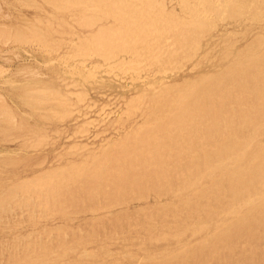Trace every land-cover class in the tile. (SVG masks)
Wrapping results in <instances>:
<instances>
[{
    "label": "rangeland",
    "instance_id": "rangeland-1",
    "mask_svg": "<svg viewBox=\"0 0 264 264\" xmlns=\"http://www.w3.org/2000/svg\"><path fill=\"white\" fill-rule=\"evenodd\" d=\"M104 3H105V1H102V5H100L99 7L103 8ZM54 5H53V3H50V1H48V0H0V115H1L0 116V219L2 218L0 220V260H1L0 264H10V262H11V264H44V262L46 264H49V263L50 264H62V263H64V264H76V263L77 264H130V263L131 264H221V263L226 264V262L228 264H264V218L262 216H260L261 213H259V211L258 212L256 211L255 212L256 214L254 213L252 215V217H253L252 225H248V224L246 225L244 223L243 224L239 223L238 227H235V225H233V226H231L229 231H223L222 232V230H221L218 233H212V232H207V231L205 232L203 230H197L199 224L203 223V221H207L206 223H209L210 220L211 221L214 220V218L217 216V214L224 207H227L226 206L227 204H225V203L230 198H232L231 193H232V190L234 189V187L230 186L228 188V190L225 189V190H227V194L225 193L224 195L219 196V197L213 195L210 192L213 183L216 180H218V175L220 177L222 175V172H224V171L220 170L219 166H214V164H216V163L209 164L210 163L209 158H211L212 156L216 157L217 155H219L220 157H221V155H222V157L226 156L228 153L231 152L232 149L234 150L237 147V145L239 146L240 142H242L244 140H245L244 142L247 143V141L250 142L253 139H264V124L261 125L257 121L259 123V126H258V124H256V123L251 124L250 121L249 122L246 121V120L251 119V118L253 120H257L258 116H260L259 115L260 110H258V107H257V104H258L257 98H255L257 96L256 90L257 89L259 90V87L256 88V86H257L256 83H258V81H253V82H256L253 84V85H255V87L251 88L248 86V90H247L248 93L243 92V94H241V90L237 86H235V81H236V79H238L237 76L235 75L236 71L231 70L230 72L229 71L226 72V69H222V68H225L227 64H229L228 61L232 59V57L234 56L233 54L237 49L244 48L245 45L250 42V31H252L253 29H256L255 28L256 26L262 27L264 24H262V22L257 21L255 23H253L251 26L245 27V29H247V30H244V31L242 30V33L238 34L237 36L228 37L226 39V43L229 45L236 43V45L233 44L234 49L231 50V48H230V51L227 52L224 56H222L218 51L212 49L213 45H214L213 41L217 40L218 38L214 35L212 37H210V35H212L211 31L203 33L197 41H193V40L190 41L189 40L188 43L186 41L184 45H180L179 42L174 39V41H175V43L173 44L174 52H171L172 54H169V57L167 55H164L165 57H163V56L161 57V58H163V60H162L163 65L161 63L153 62V64L151 63V64L146 66L148 68L144 67L145 70L142 68V69L134 72V73H138V75H136V74L132 75V76L128 75V77L125 75L126 78H129V79L131 78L130 80L132 81V82L131 81L126 82L125 80H120L121 77L124 76L122 71L128 72V70H130L131 72H133L131 70L132 69L131 66H129L130 67L129 69L126 68L127 71H125V69H120L117 72L116 77L112 76V75H114V73L113 74L111 73L110 76L106 75L105 73L103 74L100 71L103 69H98L97 67H95L97 64V61L98 62L101 61L102 55H108V54L114 53L118 48H122V46H123L122 43L116 42V44L115 43L113 44V47L115 50L114 49L112 50V48L110 46H108L107 44L99 43V41H97V39L99 37L96 36L97 39L96 38L92 39L90 37L94 34L95 29L97 30L98 26L102 24L103 18L99 17V14H102V13L98 14V13H95L92 11V12H90L91 13L90 17L87 18V20H85V22H83V24H81V26L79 24H77L75 26L73 23V20H72V16H74V14L77 13L78 11H82L83 7L86 4L83 3L82 5H80L78 7H76L75 4H71V2H68L67 6H65V7H62L61 3L56 4V6H54ZM54 7L59 8V11L55 10ZM72 10H74V11L72 12ZM70 18H71V20H70ZM90 23H91V25L95 24L96 26L90 27ZM89 32L92 35H89L90 34ZM21 33H23L24 35ZM71 33H74L75 37L76 36L78 37L79 35L81 36L80 40L77 42L76 46L73 49H71V47H68L67 41H66L67 39H69V36H71ZM87 34L89 36L88 37L86 36L84 38L83 35H87ZM181 34H183V33H181ZM25 35H26V37H28V39L25 37ZM184 35L185 34H183V37H184ZM31 37H32L33 43H31L32 40L29 41V39H31ZM34 37H36V38H34ZM87 38H89V39H87ZM94 39H96V40H94ZM93 40L96 43L95 44L94 43L89 44L90 41L94 42ZM172 42H173V40H172ZM183 42H184V40H183ZM97 43L99 46L97 45ZM91 45H92V49H90ZM130 45L133 46V43L132 44L130 43ZM95 46L96 47L98 46V47L96 48ZM79 47H80V49H79ZM99 47L101 49H103V51H101V49ZM103 47H105V48H103ZM134 47H137V45H135ZM107 48L109 50H107ZM47 49H49V50L52 49V50L48 52ZM176 49H177V52H176ZM94 50H95V52H94ZM105 50L108 54L105 53ZM123 50L125 51V49H123ZM59 52L61 54L63 53V55H61ZM69 52H71V53H69ZM143 52L145 53L144 47H143V50L139 51V54L144 55ZM89 53L90 54L94 53L93 55L96 54L95 55L96 57L93 58L92 57L93 55H92L90 57L91 61L89 60L88 62L85 63L87 67H84V66L81 67L78 62H80L83 59L86 60V57L89 58V56H88ZM173 53H175V54H173ZM176 54H177V56H175ZM58 55H60V56H58ZM174 56H175V58H174ZM49 57L53 61H51V59ZM34 59H36V60H34ZM48 59H49V61H48ZM159 59L157 58V60H159ZM172 59H173V61H172ZM175 60H176V62H175ZM73 61L74 62L76 61L77 63L76 62L74 63ZM63 62H65V64ZM90 63H93L95 66L92 67L90 65ZM173 64H175V65H173ZM174 66H176V68ZM253 66H254L253 61L250 63L247 62V64L243 68L244 74L240 75L241 79H247L249 76H252V74L254 73V72L252 73ZM164 67H165V69H164ZM212 67H217L219 69V71H212L211 70ZM95 68L98 69L99 71L97 72V70H94ZM166 68H168V69H166ZM177 70H179V71H177ZM222 70H225V71H222ZM209 71H211L210 75H209L210 78H207V77L204 78L205 75ZM41 75H44V76H41ZM155 75H157V76H155ZM138 76L140 78H138ZM24 77H26L27 79L26 78L24 79ZM133 78H136V80H134ZM157 78L159 80H160V78L161 79L165 78V80L170 82L171 84L173 82L179 81V82L173 83V85L177 84L174 86V89L172 86H170L171 90L172 89L175 90V88L178 89L179 85H180L179 86V88H180L182 86L183 82L186 80H190V79L197 80V78L198 79L200 78V80L195 81L194 83H196V84H192V88H193V89H191L192 95L190 94L191 91H189L187 93L189 95H187V94L183 95L184 98L182 99L181 103L178 105L175 104L174 102L170 103V104L166 103V101L168 100L167 96H165L166 98H164V99L161 98V104L165 105V108L167 107L166 112L168 114H166V116H169L168 121L167 120L164 121L161 118L162 113H160L161 112L160 107L157 105V102L154 101L153 99H149L150 97L146 98V96H145V102H146V107H147V108H145V116L148 117V121H146V124L147 125L149 124L148 125L149 132H146V131L145 132L144 131L138 132V131H136V129L141 125L140 124V119H141L140 117H142V111H143L142 108H144V107H141V110H139V109L135 110V112H134V110L129 111L126 108L124 109V106H119V107H121L122 110L125 112L121 111V108H119L118 106H111L108 108V102L109 103L111 102L109 97H112V98L117 97V99L119 101H124V100L128 101L131 98V95H133L135 93V90H136V92L137 91H139V92L143 91L144 88H143L142 83H141L142 79H147V80L154 79L158 82L159 80ZM254 78L257 79L256 77H254ZM62 79H64V80H62ZM107 79L109 82L107 81ZM133 80H134V82H133ZM7 81L10 83H7ZM50 81H52V82H50ZM45 82H47V83H45ZM57 82H58V84H57ZM63 82H65V83H63ZM68 82H69V84H67ZM89 82H90V84H89ZM157 82L156 83L154 82L152 84H157ZM51 83H53V86ZM214 83H216L217 86ZM220 83H221V85H220ZM36 84H38V85H36ZM54 84H55V86H54ZM72 84L75 85V87ZM76 84H78L79 86L77 85V87H76ZM82 84L85 88L82 86ZM41 85H43V86H41ZM56 85H57V87H56ZM61 85H62V88H61ZM214 85H215V87H214ZM219 85L221 87L220 88L221 90L219 89ZM45 86H47V88H49V89L45 88ZM206 86L211 88L210 91H209V88ZM222 86L224 88H229V90H231V93L236 97L233 96L231 98V97H229L230 94L225 96V94L222 92L223 91ZM51 87L52 88L56 87L57 88V89L55 88L56 91H54V89H52ZM58 88H60V89H58ZM214 88H218V89H214ZM44 89L47 91L45 92ZM50 89H51V94L53 97L51 96L50 92H48V91H50ZM63 89L67 92L65 93V91ZM207 89H208V93H207ZM57 90H58V92H57ZM80 90H82V91H80ZM86 90H87V92H85ZM179 90H181V89H179ZM203 90L206 91L205 95L202 92ZM216 90H217V94L215 92ZM219 90H220V93H219ZM63 91H64V93H63ZM252 91H254V93ZM35 92H36L37 96H36ZM53 92H55L56 94L55 93L53 94ZM221 92L223 93V95ZM249 92L253 93V94H249ZM30 93H33V94L31 95ZM183 93H184V91L182 90V94ZM197 93H200V94H197ZM59 94L61 96H59ZM65 94H67V96ZM212 94H214V95H212ZM40 95L43 97H41ZM56 95L59 96L58 100L56 97H54ZM218 95L220 96V98ZM27 96H29V97H27ZM44 96H45V98H44ZM193 96H194V98H193ZM215 96H217V97H215ZM239 96H240V98H239ZM60 97L63 99L62 101L60 100L61 99ZM107 97H108V99H107ZM222 97H224L225 100ZM228 97H229V101H228ZM36 98H38L39 100ZM42 98L46 100V104ZM66 98L68 100H66ZM40 99L43 102L39 104L38 101H40ZM47 99H49V101H47ZM53 99H55V100H53ZM165 99H167V100L164 101ZM186 99H188V100H186ZM254 99H256L255 101L257 102V104L254 102ZM36 100H38V101H36ZM56 100L58 101V103H56L57 102ZM206 100H207V102H206ZM53 101H56V102L53 103ZM74 101L76 102L75 104H74ZM152 101H153V105H152ZM37 102L40 106L36 105ZM49 102H50V104L47 105V103H49ZM59 102H62L61 105ZM233 102H235L239 107L235 103L233 104ZM26 103H28V104L26 105ZM63 103H65L68 108L65 105H62ZM191 103L193 105L195 104L194 106H196V108L199 110V112L194 116H192L189 112V110L192 106ZM53 104H54V106H53ZM102 104L104 105V107ZM150 104H151V106H150ZM212 104H213V108H212L213 113H208L207 112L208 105H212ZM220 104H222V105L224 104V106H222ZM57 105L60 106V108H58V107L55 108V106H57ZM86 105H88V106H86ZM106 105H107V107H105ZM49 106L52 107V109ZM63 107L65 110L63 109ZM84 107H88V108L85 109ZM34 108H35V110H33ZM102 108H104V109H102ZM155 108H157V109L154 110ZM226 108H228V109H226ZM236 108H237V110L240 109V110L246 111V119H245V117H241V116L237 115ZM69 109H71V110H69ZM225 109H226V111L223 112ZM61 110L64 111L65 113L62 112ZM73 110H75V111H73ZM101 110H102V112H101ZM146 110H147V112H146ZM178 110H180V112ZM204 110H205V112H204ZM218 110H220V111H218ZM47 111H48V113H47ZM139 111H141V112H139ZM249 111H250V113H249ZM110 112H111V114H110ZM215 112H216V114H215ZM218 112L220 113V115ZM56 113L58 114L57 116H55ZM126 113H128V114H126ZM133 113L136 114L137 116L134 115ZM228 113L231 116H229ZM63 114H65V116ZM129 114L131 115V117ZM132 114L134 116H132ZM176 114H178V116L183 117V118L180 117L181 118L180 122H177V120H175L178 117ZM207 114H210V115L207 116ZM103 115H105V116H103ZM48 116H50V117H48ZM51 116H54L55 119H54V117H51ZM59 116H60V119H59ZM75 116H78L79 118L75 117ZM80 116H81V118H80ZM126 116L128 117V119ZM47 118L48 119L50 118V119L48 120ZM51 118H53V119H51ZM223 118H225V119L230 118L231 125H229L230 124L229 122L227 123V122L222 121ZM44 119H46L47 121ZM149 119H151V120H149ZM170 119L173 121H171ZM197 119H199V120L196 121ZM213 119H215L216 121ZM55 120H57V121H55ZM157 120H161V121H157ZM201 120H203V121H201ZM33 121L35 123H33ZM97 121L100 123H97ZM166 121H167V123L168 122L169 123L167 124ZM170 121H171V123H170ZM207 122H208V124H207ZM218 122H220V123H218ZM132 123H134V124H132ZM165 123H166V125H165ZM174 123L176 125H174ZM186 123H188V124H186ZM245 123L247 124V126H244ZM249 123H250V125H249ZM115 124L116 125H118V124L127 125V127L132 129L133 133L130 130L129 134L120 135V133L116 129H114ZM137 124H140V125L138 126ZM177 124H178V126H177ZM198 124L200 125V127ZM210 124H212V125H210ZM219 124H220V126H219ZM43 125L45 128L43 127ZM82 125H84V126L82 127ZM193 125H194V127H193ZM233 125L235 127H238V126L243 127V129L241 128L242 131H240V133L238 134V131L235 132L236 128ZM189 126L191 127V129ZM210 126H211V129L214 130L215 133L213 131H211ZM106 127H107V129H106ZM160 127H162V129ZM227 127H228V129H227ZM78 128H79V130H78ZM251 128L254 129L253 133H252V130H250ZM255 128L257 129V131H255L256 130ZM62 129H64V130H62ZM153 129H155L156 132L153 131ZM172 129H174V130L172 131ZM31 130H33L34 132ZM68 130H69V132L67 133ZM71 130H72V132H71ZM178 130H180L181 132ZM219 130L221 132H219ZM38 131H39V133H38ZM228 131H229V134H228ZM45 132H47L46 136H45ZM55 132H56V134H55ZM231 132H233V133H231ZM256 132H257V134H256ZM48 133H49V135H48ZM76 133H77V135H76ZM151 133H154L156 135V139L150 140L148 142H159L160 141V144H161L163 142H181L182 141V142H184L183 143L184 149H187L186 147H189V148L191 147V152H192L193 156L190 159L185 160V157H184L185 155L177 156L175 154V151H172L169 154L167 153L168 158H170V157L171 158L164 161V165H163L164 167L160 170V172H159L160 174H158L156 176V174L153 172V165L156 162H154L155 160L151 156L152 154L149 152L150 150H156V148H154L155 144L152 145L153 149L152 148L146 149L145 147H147V146L143 145L144 148L143 147L142 148L144 149L143 150L144 154L141 152L140 157L144 156V162H142L140 164H138L137 162H130L129 164L131 166L129 164H124L123 158L125 156L131 155L129 153L131 151H134L136 143L137 142H144L143 139H145L147 137V135L151 134ZM174 133L175 134L178 133V134H176L177 136ZM207 133L210 135L208 136ZM12 134H14V135H12ZM87 134H89V135H87ZM118 134L120 137L118 136ZM38 135L40 138L37 137ZM144 135H146V136H144ZM237 135H241V138L238 139L236 137ZM41 136H43L42 137L43 139L41 138ZM57 136H59V137H57ZM76 136L80 139V141L82 139L85 141L86 136H89L92 139L90 141H88V142H90L89 144H86L85 146L81 147V149H80L74 143L78 139V138H76ZM93 136H95V137H93ZM159 136H160V138H159ZM231 136L233 139L231 138ZM125 137H127V138H125ZM175 137H176V139H174ZM179 137H180V139H179ZM185 137L187 138L188 142H187ZM216 137H218V138H216ZM37 138H39V139H37ZM109 138L112 140L114 139V140L113 141L109 140ZM198 138H199V140H198ZM223 138H225L226 142L223 141L224 140ZM29 139H31V140H29ZM34 139L35 140L37 139L36 140L37 142L36 141L34 142L33 141ZM44 139H46V140H44ZM51 139L54 141L51 142ZM161 139H163V140L161 141ZM217 139L219 140V142ZM39 140H40V142L43 141V142H46L47 144L43 143V142L38 143ZM175 140H177V141H175ZM210 140H211V142H210ZM117 141L121 144H119ZM200 141H201V143L202 142H210V143H207L208 147L206 146L207 149H205V150H208V152L206 151L207 154L209 153L208 155H204V154L201 155V153L204 150L203 151L201 150ZM214 141H215V143H214ZM232 141H233V143H232ZM32 142L34 145L31 144ZM48 142H49V144H48ZM72 142H73V144H72ZM101 142H102V144H101ZM112 142H114V143H112ZM222 142H225V143L222 144ZM50 143L52 144V146L50 145ZM227 143H228V145H227ZM39 145H40V147H39ZM61 145H63V146H61ZM90 145H91V147H89ZM234 145H236V146H234ZM34 146H35L36 150H35ZM70 146H72V147H70ZM104 146H105V148H104ZM172 146H173V144L171 145V147ZM197 147H199V148H197ZM214 147H216V148H214ZM106 149L108 151L110 149V151L112 150L113 152L109 151V153H110L109 154ZM197 149H199V150L195 151ZM253 150L255 151L256 148H253ZM79 151H81V152H79ZM220 151H222V152H220ZM78 152L81 154L79 155ZM194 152L199 153V154H197V157H195ZM218 152H219V154H218ZM62 154L64 157L61 156ZM111 154H112V156H111ZM167 154H166V156H167ZM49 155H50V157H49ZM91 155H92V158H91ZM101 155H104V156L102 157ZM107 156H108V158H107ZM57 157L58 158L61 157V159H58ZM62 157L64 160H62ZM121 157H123V158H121ZM41 159H43V160H41ZM54 159L55 160L58 159V160L55 161ZM73 159H75V160H73ZM107 159H109V160H107ZM175 159L177 162L175 161ZM181 159H182V161H181ZM204 159H206V160H204ZM207 159H209V160L207 161ZM60 160H61V162H59ZM110 160H112L113 163ZM116 160H117V163H116ZM68 161H70L71 164ZM119 161H120V163H119ZM76 162H77V164H76ZM102 162H103V164H102ZM187 162H188V164H187ZM191 162H194V165ZM200 162H202V163H200ZM41 163H43V164H41ZM60 163H62V165H60ZM64 163H66V164L63 165ZM94 163L96 164L95 166H93ZM111 163H112V165L110 166V168H108L109 167L108 165H110ZM204 163H206V164H204ZM147 164H149V165H147ZM217 164H219V163H217ZM58 165H59V167H57ZM80 165L82 166L81 168L79 167ZM205 165L206 166L210 165L209 167H211L213 165L214 168L211 169L210 175L207 178L202 177L200 179L201 175H199V174L202 173V169H204V167H206ZM71 166H73V167H71ZM98 166H100V169ZM169 166H170V168H169ZM194 166H195V168H194ZM52 167H54V168H52ZM65 167H69V169L70 168L71 169L66 170ZM90 167H92V168H90ZM62 169H64V170L62 171ZM114 170H116V171H114ZM199 170H201L200 173H199ZM73 171H75V172H73ZM120 171H123V172H121L122 174L120 173ZM213 171H214V173H213ZM51 172H53L55 174H53ZM80 172L81 173L83 172V173L81 174ZM102 172L104 173V175ZM168 172H169V174L170 173L171 174L169 175ZM48 173L50 175H47ZM89 173L91 175H89ZM177 173H178V176H177ZM51 174L55 175L56 177L55 176L53 177ZM77 174H78V176H77ZM79 174H80V176H79ZM84 174L87 177L84 176ZM94 174L95 175L99 174L97 177L98 180ZM61 175H63V176H61ZM46 176L47 177L49 176L48 178H50V179H48ZM99 176H100V178H99ZM212 176L214 178L213 180H212ZM61 177H64L63 180H60V179H62ZM77 177H78V179H77ZM52 178L53 179L55 178V179L52 180ZM166 178H167V180H166ZM191 178H193V179H191ZM255 178H256L255 179L256 182H258L261 177L259 175V178H257V176ZM92 179H94V181ZM185 179H186V181H185ZM91 180L93 182H91ZM190 180L195 181L194 183H198L200 181L201 186L198 185L199 184L198 183L197 188L195 190L194 189L192 190V187L190 189L185 188V186L187 184H189L188 181H190ZM73 181H75V182H73ZM82 181H84V182H82ZM109 181H110V183H109ZM65 182H66V184H65ZM67 182L70 186L67 184ZM76 182H78V183H76ZM96 182H98V183H96ZM186 182H187V184H186ZM203 182H205V184ZM216 182H218V181H216ZM34 183L37 185L35 186ZM57 183H59V184H57ZM202 183H203V185H202ZM218 183L228 184L227 182H218ZM31 184H33V185L31 186ZM42 184H44V185H42ZM76 184H79V185H76ZM98 184L101 186L99 187ZM177 184L180 186H178ZM97 185H98V188L96 187ZM172 185L176 186V187H173ZM33 186H35V188ZM50 186H51V188H50ZM170 186H171V188H170ZM23 187H25V188H23ZM72 187H74V188H72ZM85 187H86V189H85ZM95 187H96V189H95ZM201 188H202V192H200ZM83 189H85V190L83 191ZM250 189L253 192L254 189L251 187L248 190H250ZM182 190L184 191V193ZM187 190H190V191L187 192ZM63 191H65V192H63ZM166 191L168 192V194ZM191 191H193V192H191ZM163 192H165V193H163ZM170 192H171V194H170ZM177 192H179V193H177ZM66 193H67L68 198L66 197ZM136 193H137V195H136ZM50 194H51V197H50ZM75 194H76V196H75ZM178 194H180L179 195L180 197H177ZM107 195H108V197H107ZM28 196H31V197H28ZM103 197H105V198H103ZM148 197H149V199H148ZM152 197H153V199H152ZM162 197H163V199H162ZM191 197H193V198H191ZM134 198H135V200H134ZM142 198H144V199L141 200ZM111 199H114V200L111 201ZM41 200H42V202H41ZM105 200H106V202H105ZM166 200H168V201H166ZM213 200H215V201H213ZM33 202H34V205H32ZM47 202H49V205ZM112 202H114V203L112 204ZM121 202L123 204H120ZM130 202H132V203H130ZM209 202L214 207L212 205L210 206ZM36 203H37V205H36ZM103 203H104V205H103ZM109 203H111V204H109ZM258 203L259 202H256V204H257L256 206L259 205L262 207V209H264L263 201H262L263 204L261 202H260V204H258ZM69 204H71V205H69ZM197 204H198V206H197ZM40 205H42V206H40ZM62 205H65V206H62ZM110 205H112V206H110ZM139 205H140V208H139ZM143 205H145V206H143ZM179 205H182V206H179ZM29 206H31L33 208H31ZM169 206H171V208H172L171 211H170L171 208H168ZM43 207H45V208H43ZM60 207H61V209H60ZM73 207H75V208H73ZM99 207H100V209H99ZM112 207H114V208H112ZM11 208H14V209L11 210ZM177 209H179V210H177ZM60 210H62V211H60ZM67 210H69V211H67ZM162 211L164 212L163 215L161 214ZM38 213L40 214L39 217H38ZM46 213H47V216H46ZM170 213H172V214H170ZM174 213H175V215H174ZM126 214L129 216H127ZM154 214H156V216ZM122 215L124 218L121 217ZM161 215H162V217L165 216L164 217L165 219L162 218ZM78 216H79V218H78ZM152 217H154V218H152ZM155 217H156V219H155ZM169 217H170V219H169ZM172 218H174V219H172ZM209 218H211V219H209ZM24 219H26V221ZM33 219H34V221L36 219L37 223H36V221L34 222ZM184 219H185V222H184ZM153 220H154V222H153ZM165 220H167V221H165ZM18 221L20 224L18 223ZM38 222H40V223H38ZM166 222L168 224H166ZM157 223H160V224H157ZM175 223H177L178 226ZM133 224H135V226ZM232 224H234V223H232ZM35 225H37V226H35ZM52 225H53V227H52ZM154 225H155V227H154ZM161 225H163V226H161ZM174 225L177 229L174 227ZM71 228H72V230H71ZM93 228H95V229H93ZM117 228H119V229H117ZM168 228L171 230H169ZM64 229H65V231H63ZM34 230H36V231H34ZM51 230H52V232H51ZM174 230H175V233L173 232ZM29 231H30V233H29ZM47 231H48V233H46ZM50 232H51V234H50ZM164 232H166V233H164ZM226 232H228V233H227L226 237L224 236L225 239L224 240H218V237L220 236V238H222L223 237L222 235H225ZM65 233H66V235H65ZM208 233H210V234H208ZM13 234H15V235H13ZM35 234H37V236ZM54 234H56L58 237ZM162 234L163 235L166 234V235L163 236ZM28 235H29V237H28ZM161 236H163V237H161ZM180 236L183 240L188 241L187 245H184L181 243L178 244V242L176 241V237H180ZM109 239H111V240L113 239V240L111 241ZM127 240L129 241V244H128ZM139 241H141V242L138 243ZM142 241H144V244ZM95 242H96V244H95ZM105 242H107V243H105ZM109 243H111V244H109ZM113 243H115V245ZM132 243H133V245H132ZM91 244H93V245H91ZM100 244H102V246L104 245V247H102ZM116 244H119L120 246L116 245ZM106 245H107V247H106ZM49 246H51V248ZM129 246H131V247L128 248ZM108 247H110L112 249H110ZM133 247H137V248H133ZM171 247H173V248H171ZM41 248H42V250H41ZM131 248H132V250H131ZM90 249L94 252H92ZM135 249H137V250H135ZM177 249H178V251H177ZM23 250L25 253L23 252ZM44 250H46V251L44 252ZM63 250H64V252H61ZM117 250H119V252ZM11 251H12V253H11ZM65 251L67 252V254H64V253H66ZM130 251L131 252L133 251V252L131 253ZM161 251H164V252H161ZM172 251L173 252L177 251L176 252L177 255H176V253H173ZM99 252H101V253L98 254ZM115 252L118 255H116ZM137 252H140V253L138 254ZM168 252H170V253H168ZM53 253L54 254L56 253L57 255L56 254L55 255L57 257L54 256ZM133 253H134V255H133ZM25 254L28 258L25 256ZM34 254H35V256H34ZM114 254H115V256H114ZM159 254H160V257L158 256ZM37 255H38V257H36ZM42 255L44 256V258ZM60 255H61V257H60ZM152 255H154V256H152ZM169 255H171L170 256L171 258L169 257ZM20 256L23 258L24 257H26V258L23 259ZM118 256L120 257V259ZM132 256H134V257L131 259L130 257H132ZM224 256H226V257H224ZM58 257H60V258H58ZM77 257H78V259H77ZM80 257L83 259V261H81ZM144 257H146V258H144ZM3 258L5 259V261ZM29 258L31 259V261H29L30 260ZM114 258H115V260H114ZM127 258H129V260ZM58 259H59V261H58ZM68 259H70V260H68ZM33 260H34V263H33ZM240 260H241V262H240ZM56 261H57V263H56ZM41 262H43V263H41Z\"/></svg>",
    "mask_w": 264,
    "mask_h": 264
},
{
    "label": "bare ground",
    "instance_id": "bare-ground-1",
    "mask_svg": "<svg viewBox=\"0 0 264 264\" xmlns=\"http://www.w3.org/2000/svg\"><path fill=\"white\" fill-rule=\"evenodd\" d=\"M48 1H50V3H53V5L54 6H56V4H58V3H61V5H62V7H65V6H67V4H68V2H71V4H75L76 5V7H78V6H80V5H82L83 3L84 4H86L84 7H83V9H82V11H78L77 13H75L74 14V16H72V20H73V23H74V25L76 26L77 24H79L80 26H81V24H83V22H85V20H87V18H89L90 17V15H91V13L90 12H95V13H102V14H99V17H102L103 18V22H102V24L101 25H99L98 26V28H97V30L95 29V32H94V34L92 35L90 32V34L89 35H92V36H90L92 39L93 38H96V36L97 37H99L98 39H97V41H99V43H103V44H107L108 46H110L111 48H112V50L114 49V47H113V44L115 43L116 44V42L118 43V42H120V43H122L123 44V46H122V48H118L114 53H111V54H108L107 52H106V50H105V53H107L108 55H102V59H101V61L100 62H98L97 61V64H96V66L93 64V63H90V65L92 66V67H97L98 69H103V70H100L103 74L105 73L106 75H111V73L113 74L114 73V75H112V76H117V72L120 70V69H125V71H127L126 70V68H130L129 66H131V70L133 71V72H131L130 70H128V72H123L122 71V73H123V75L124 76H122L121 77V79L120 80H125L126 82L127 81H131L129 78H126V76L128 77V75H138V73H134V72H136L137 70H140V69H144V67H146L147 65H149V64H153V62H155V63H161L162 64V60H163V58H161L162 56L163 57H165L164 55H167L168 57H169V54H172L171 52H174V48H173V44L175 43V41H174V39L176 40V41H178L179 42V44L180 45H184L185 44V42L187 41V43L189 42V40L190 41H197L198 39H199V37L203 34V33H205V32H208V31H211V33H212V35H210V37H212L213 35L214 36H216L218 39L217 40H214L213 41V48L212 49H214V50H216V51H218L222 56H224L227 52H229L230 51V48H231V50H233L234 48V45L233 44H235L236 45V43H233L232 45H229V44H227L226 43V39L228 38V37H232V36H237L238 34H240V33H242V30L244 31V30H247V29H245V27H249V26H251L253 23H255V22H257V21H259V22H262V24H264V0H48ZM102 1H105V3H104V5H103V8L102 7H99L100 5H102ZM54 9L55 10H57V11H59V8H55L54 7ZM44 11V10H43ZM74 10H72V12H73ZM97 17V16H96ZM70 20H71V18H70ZM84 20V21H83ZM88 25V24H87ZM91 26H96L95 24L94 25H91V23H90V27ZM255 26V25H254ZM256 29H253L252 31H250V42L248 43V44H246L245 45V47L244 48H240V49H237L235 52H234V56L232 57V59L231 60H229L228 61V63L229 64H227L226 65V67L225 68H222V69H226V72H230L231 70H235L236 72H235V75L237 76V78L238 79H236V81H235V86H237L240 90H241V94H243V92L244 93H248L247 92V90H248V86L249 87H251V88H253V87H255V85H253L254 83H256V82H253V81H258V83H256V88H258L259 87V90L257 89L256 90V93H257V96L255 97V98H257V102H258V104H257V102L255 101L256 99H254V102L257 104V107H258V110H260V116H258V119L257 120H253L252 118L251 119H248V120H246V121H250L251 122V124H253V123H256V124H258V126H259V123L262 125V124H264V25L261 27H259V26H256L255 27ZM90 29V28H89ZM93 31V30H92ZM24 33V32H23ZM23 33H21V34H23ZM181 33H183V34H185L184 35V37H183V34H181ZM83 35V37L85 38L86 36L88 37L89 35ZM24 35V34H23ZM31 35V34H30ZM24 37V36H23ZM25 37H26V35H25ZM80 35L77 37H75L74 36V33H71V36H69V39H67L66 41H67V45H68V47H71V49H73L75 46H76V44H77V42L80 40ZM27 39H28V37H26ZM34 38H36V37H34ZM87 39H89V38H87ZM96 39H94V40H96ZM188 39V40H187ZM30 40H32V37H31V39H29V41ZM93 40V41H94ZM172 40H173V42H172ZM183 40H184V42H183ZM225 40V41H224ZM27 41V40H26ZM48 41V40H47ZM86 41V40H85ZM31 43H33V40H32V42ZM88 43V42H87ZM95 44L96 42L94 41V42H91L90 41V43L89 44ZM130 43L132 44L133 43V46L132 45H130ZM121 44V45H122ZM137 45V47H134L135 45ZM97 45H98V43H97ZM120 45V44H119ZM78 46V45H77ZM99 46V45H98ZM97 46V47H98ZM115 46V45H114ZM30 47V46H29ZM32 47V46H31ZM42 47V46H41ZM94 47V46H93ZM96 47V46H95ZM96 47V48H97ZM121 47V46H120ZM143 47H144V50H145V53H144V55H141V54H139V51H141V50H143ZM22 48V47H21ZM52 48V47H51ZM100 48V47H99ZM103 48H105V47H103ZM142 48V49H141ZM54 49V48H53ZM79 49H80V47H79ZM90 49H92V45H91V48ZM101 49V48H100ZM123 49H125V51L123 50ZM52 50V49H51ZM51 50H49V49H47V51L49 52V51H51ZM96 50V49H95ZM95 50H94V52H95ZM107 50H109L108 48H107ZM115 50V49H114ZM182 50V49H181ZM75 51V50H74ZM73 51V52H74ZM101 51H103V49H101ZM72 52V53H73ZM100 52V51H99ZM98 52V53H99ZM176 52H177V49H176ZM56 53V52H55ZM60 53V52H59ZM68 53V52H67ZM69 53H71V52H69ZM181 53V52H180ZM50 54V53H49ZM61 54V53H60ZM94 54V53H93ZM93 54H90L89 53V58L88 57H86V60H81L80 62H78L79 64H80V66L81 67H87L86 66V62H88L91 58V56L93 55ZM102 54V53H101ZM173 54H175V53H173ZM183 54V53H182ZM61 55H63V53L61 54ZM69 55V54H68ZM96 55V54H95ZM95 55H93L92 57L94 58V57H96ZM58 56H60V55H58ZM175 56H177V54L175 55ZM175 56H174V58H175ZM48 57V56H47ZM52 57V56H51ZM62 57V56H61ZM69 57V56H68ZM50 58V57H49ZM74 58V57H73ZM84 58V57H83ZM98 58V57H97ZM157 58L159 59V60H157ZM32 59V58H31ZM51 59V58H50ZM63 59V58H62ZM34 60H36V59H34ZM45 60V59H44ZM166 60V59H165ZM46 61V60H45ZM48 61H49V59H48ZM51 61H53L52 59H51ZM50 61V62H51ZM91 61V60H90ZM172 61H173V59H172ZM182 61V60H181ZM180 61V62H181ZM253 61V63H254V66H253V68H252V76H249L247 79H241V77H240V75H243L244 74V70H243V68H244V66L247 64V62L248 63H250V62H252ZM57 62V61H56ZM66 62V61H65ZM65 62H63L64 64H65ZM74 62V61H73ZM76 62V61H75ZM74 62V63H75ZM164 62V61H163ZM175 62H176V60H175ZM179 62V63H180ZM77 63V62H76ZM168 63V62H167ZM182 63V62H181ZM62 64V63H61ZM63 64V65H64ZM72 65V64H71ZM163 65V64H162ZM173 65H175V64H173ZM172 65V66H173ZM178 65V64H177ZM43 66V65H42ZM90 67V66H89ZM175 68H176V66H174ZM45 68V67H44ZM47 68V67H46ZM54 68V67H53ZM146 68H148V67H146ZM152 68V67H151ZM157 68V67H156ZM185 68V67H184ZM35 69V68H34ZM39 69V68H38ZM91 69V68H90ZM98 69H94V70H97V72L99 71ZM153 69V68H152ZM158 69V68H157ZM164 69H165V67H164ZM166 69H168V68H166ZM181 69V68H180ZM183 69V68H182ZM50 70V69H49ZM68 70V69H67ZM72 70V69H71ZM145 70V69H144ZM148 70V69H147ZM172 70V69H171ZM174 70V69H173ZM212 71H219V69L217 68V67H212V69H211ZM48 71V70H47ZM130 71V72H129ZM155 71V70H154ZM176 71V70H175ZM177 71H179V70H177ZM222 71H225V70H222ZM257 71V72H256ZM82 72V71H81ZM95 72V71H94ZM96 72V73H97ZM144 72V71H143ZM142 72V73H143ZM150 72V71H149ZM165 72V71H164ZM170 72V71H169ZM210 72L211 71H209L206 75H205V77L204 78H210ZM121 73V72H120ZM132 73V74H131ZM148 73V72H147ZM154 73V72H153ZM166 73V72H165ZM177 73V72H176ZM93 74V73H92ZM98 74V73H97ZM149 74V73H148ZM162 74V73H161ZM167 74V73H166ZM174 74V73H173ZM251 74V73H250ZM33 75V74H32ZM36 75V74H35ZM46 75V74H45ZM126 75V76H125ZM41 76H44V75H41ZM51 76V75H50ZM59 76V75H58ZM140 76V75H139ZM138 76V78H140ZM142 76V75H141ZM153 76V75H152ZM155 76H157V75H155ZM171 76V75H170ZM33 77V76H32ZM31 77V78H32ZM52 77V76H51ZM57 77V76H56ZM63 77V76H62ZM119 77V76H118ZM144 77V76H143ZM146 77V76H145ZM168 77V76H167ZM174 77V76H173ZM212 77V76H211ZM254 77H256L257 79H255ZM26 77H24V79H25ZM188 78V77H187ZM186 78V79H187ZM27 79V78H26ZM50 79V78H49ZM55 79V78H54ZM60 79V78H59ZM65 79V78H64ZM64 79H62V80H64ZM102 79V78H101ZM134 80H136V78H133ZM158 79V78H157ZM189 79V78H188ZM56 80V79H55ZM61 80V81H62ZM71 80V79H70ZM112 80V79H111ZM134 80H133V82H134ZM141 80V79H140ZM159 80V79H158ZM200 80V78L198 79L197 78V80H192V79H190V80H186V81H184L183 82V84H182V86L179 88V86H178V89H176L175 88V90H173L174 89V86L175 85H177V84H175V85H173V83H176V82H179V81H176V82H173L172 84L170 83V82H168V81H166L165 80V78L164 79H161L160 78V80L157 82L156 80H154V79H151V80H147V79H142V81H141V83H142V86H143V91L142 92H139V91H137L136 92V90H135V93L133 94V95H131V98L128 100V101H126V100H124V101H119L118 99H117V97H109L110 98V100H111V102L109 103L108 102V108L109 107H111V106H124V109L126 108V109H128L129 111L130 110H134V112H135V110H137V109H139V110H141V107H144V108H142L143 109V111H142V117H140L141 119H140V124H137L139 127L136 129V131H146V132H149V130H148V125L146 124V121H148V117L147 116H145V108H147L146 107V102H145V96H146V98L148 97H150L149 99H153L154 101H156L157 102V105L160 107V113H162L161 114V118L165 121V120H167L168 121V119H169V116H166V114H168L167 112H166V108H165V105H163V104H161V98H166L165 96H167V99H165L164 101H166V103H168V104H170V103H175V104H180L181 103V101H182V99L184 98L183 97V95H186L189 91H191V95H192V90L191 89H193L192 88V84H196V83H194L195 81H199ZM261 80V81H260ZM59 81V80H58ZM73 81V80H72ZM106 81V80H105ZM107 81H108V79H107ZM48 82V81H47ZM47 82H45V83H47ZM50 82H52V81H50ZM56 82V81H55ZM74 82V81H73ZM109 82V81H108ZM116 82V81H115ZM132 82V81H131ZM156 83L157 82V84H152V83ZM221 82V81H220ZM7 83H10V82H8L7 81ZM39 83V82H38ZM54 83V82H53ZM53 83H51L52 84V86H53ZM62 83V82H61ZM63 83H65V82H63ZM71 83V82H70ZM77 83V82H76ZM81 83V82H80ZM95 83V82H94ZM100 83V82H99ZM138 83V82H137ZM198 83V82H197ZM201 83V82H200ZM219 83V82H218ZM57 84H58V82H57ZM67 84H69V82L67 83ZM89 84H90V82H89ZM97 84V83H96ZM101 84V83H100ZM126 84V83H125ZM180 84V83H179ZM215 85H216V83H214ZM25 85V84H24ZM36 85H38V84H36ZM50 85V84H49ZM73 85V84H72ZM71 85V86H72ZM77 85L78 84H76V87H77ZM215 85H214V87H215ZM220 85H221V83H220ZM220 85H219V89L221 88L220 87ZM41 86H43V85H41ZM48 86V85H47ZM47 86H45V88H47ZM54 86H55V84H54ZM74 87H75V85H73ZM79 86V85H78ZM82 86H83V84H82ZM129 86V85H128ZM170 86H172L173 87V89L171 90V87ZM197 86V85H196ZM217 86V85H216ZM56 87H57V85H56ZM55 87V88H56ZM66 87V86H65ZM64 87V88H65ZM69 87V86H68ZM84 87V86H83ZM99 87V86H98ZM206 87H208V86H206ZM228 87V86H227ZM38 88V87H37ZM52 88V87H51ZM55 88H52V89H54V91H56L55 90ZM61 88H62V85H61ZM85 88V87H84ZM137 88V87H136ZM135 88V89H136ZM140 88V87H139ZM209 88V91H210V87H208ZM213 88V87H212ZM222 88H223V93L225 94V96L226 95H229L230 94V96L229 97H233L234 95L231 93V90H229V88H224L223 86H222ZM47 89H49V88H47ZM57 89V88H56ZM58 89H60V88H58ZM75 89V88H74ZM97 89V88H96ZM119 89V88H118ZM179 89H181V90H179ZM198 89V88H197ZM204 89V88H203ZM214 89H218V88H214ZM45 90V89H44ZM64 90V89H63ZM69 90V89H68ZM103 90V89H102ZM126 90V89H125ZM124 90V91H125ZM182 90L184 91V93L182 94ZM201 90V89H200ZM221 90V89H220ZM220 90H219V93H220ZM43 91V90H42ZM47 90H45V92H46ZM65 91V90H64ZM64 91H63V93H64ZM73 91V90H72ZM80 91H82V90H80ZM48 92H50V94H51V89H50V91H48ZM57 92H58V90H57ZM62 92V91H61ZM67 91H65V93H66ZM77 92V91H76ZM85 92H87V90L85 91ZM84 92V93H85ZM201 92V91H200ZM203 92V94L205 95L206 93V91L205 90H203L202 91ZM201 92V93H202ZM216 92V94H217V90L215 91ZM221 92V93H222ZM251 92V91H250ZM249 92V94H253L254 93V91H252L253 93H250ZM55 92H53V94H54ZM195 93V92H194ZM207 93H208V89H207ZM213 93V92H212ZM223 93H222V95H223ZM29 94V93H28ZM31 95L33 94V93H30ZM35 94H36V92H35ZM48 94V93H47ZM46 94V95H47ZM56 94V93H55ZM87 94V93H86ZM100 94V93H99ZM103 94V93H102ZM197 94H200V93H197ZM235 94V93H234ZM240 94V95H241ZM45 95V94H44ZM66 96H67V94H65ZM79 95V94H78ZM85 95V94H84ZM187 95H189V94H187ZM190 95V96H191ZM203 95V96H204ZM208 95V94H207ZM212 95H214V94H212ZM36 96H37V94H36ZM39 96V95H38ZM41 96V95H40ZM48 96V95H47ZM46 96V97H47ZM51 96H52V94H51ZM59 96H61L60 94H59ZM59 96H54V97H56L57 98V100H58V97ZM64 96V95H63ZM70 96V95H69ZM87 96V95H86ZM89 96V95H88ZM118 96V95H117ZM133 96V97H132ZM189 96V97H190ZM197 96V95H196ZM219 96V95H218ZM242 96V95H241ZM19 97V96H18ZM27 97H29V96H27ZM34 97V96H33ZM41 97H43V96H41ZM53 97V96H52ZM122 97V96H121ZM188 97V96H187ZM215 97H217V96H215ZM229 97H228V101H229ZM234 97H236V96H234ZM44 98H45V96H44ZM49 98V97H48ZM61 98V97H60ZM76 98V97H75ZM123 98V97H122ZM192 98V97H191ZM193 98H194V96H193ZM192 98V99H193ZM212 98V97H211ZM219 98H220V96H219ZM224 100H225V98L224 97H222ZM239 98H240V96H239ZM36 99H38V98H36ZM43 99V98H42ZM73 99V98H72ZM71 99V100H72ZM89 99V98H88ZM107 99H108V97H107ZM202 99V98H201ZM213 99V98H212ZM216 99V98H215ZM222 99V100H223ZM39 100V99H38ZM38 100H36V101H38ZM44 101H45V104H46V100L45 99H43ZM53 100H55V99H53ZM56 100V101H57ZM61 101L63 100L62 98L60 99ZM65 100V99H64ZM66 100H68L67 98H66ZM70 100V99H69ZM92 100V99H91ZM123 100V99H122ZM147 100V99H146ZM186 100H188V99H186ZM203 100V99H202ZM241 100V99H240ZM40 101H41V99H40ZM38 101L39 102V104L40 103H42L43 101ZM47 101H49V99H47ZM56 101H53V103L54 102H56ZM194 101V100H193ZM237 101V100H236ZM5 102V101H4ZM38 102H37V104L36 105H39L38 104ZM188 102V101H187ZM186 102V103H187ZM203 102V101H202ZM206 102H207V100H206ZM214 102V101H213ZM241 102V101H240ZM253 102V103H254ZM56 103H58V101L56 102ZM55 103V104H56ZM60 103V105H61V103L62 102H59ZM73 103V102H72ZM76 102L74 101V104H75ZM97 103V102H96ZM163 103V102H162ZM221 103V102H220ZM225 103V102H224ZM231 103V102H230ZM229 103V104H230ZM235 102H233V104H234ZM238 103V102H237ZM243 103V102H242ZM246 103V102H245ZM254 103V104H255ZM28 103H26V105H27ZM44 104V105H45ZM50 104V102L49 103H47V105H49ZM52 104V103H51ZM68 104V103H67ZM73 104V105H74ZM85 104V103H84ZM192 104V103H191ZM201 104V103H200ZM207 104V103H206ZM227 104V103H226ZM228 104V105H229ZM236 104V103H235ZM239 104V103H238ZM248 104V103H247ZM43 105V106H44ZM59 105V104H58ZM55 106V108L56 107H58V108H60V106ZM62 105H65L66 106V104L65 103H63ZM77 105V104H76ZM80 105V104H79ZM91 105V104H90ZM103 105V104H102ZM101 105V106H102ZM149 105V104H148ZM152 105H153V101H152ZM187 105V104H186ZM195 105V104H194ZM193 104H192V106H191V108H190V110H189V112H190V114L192 115V116H194V115H196L198 112H199V110L196 108V106H194ZM220 105H222V104H220ZM237 105V104H236ZM250 105V104H249ZM40 106V105H39ZM42 106V107H43ZM51 106V105H50ZM49 106V107H50ZM53 106H54V104H53ZM86 106H88V105H86ZM150 106H151V104H150ZM157 106V107H158ZM176 106V105H175ZM217 106V105H216ZM222 106H224V104L222 105ZM226 106V105H225ZM238 106V105H237ZM242 106V105H241ZM252 106V105H251ZM255 106V105H254ZM45 107V106H44ZM43 107V108H44ZM48 107V108H49ZM67 107V106H66ZM81 107V106H80ZM79 107V108H80ZM93 107V106H92ZM95 107V106H94ZM103 107H104V105H103ZM105 107H107V105L105 106ZM186 107V106H185ZM189 107V106H188ZM201 107V106H200ZM235 107V106H234ZM239 107V106H238ZM256 107V108H257ZM51 109H52V107H50ZM68 108V107H67ZM70 108V107H69ZM78 108V109H79ZM85 109L86 108H88V107H84ZM98 108V107H97ZM117 108V107H116ZM115 108V109H116ZM119 108H121V107H119ZM118 108V109H119ZM179 108V107H178ZM213 104L212 105H208V109H207V112L208 113H213ZM225 108V107H224ZM231 108V107H230ZM247 108V107H246ZM251 108V107H250ZM37 109V108H36ZM39 109V108H38ZM41 109V108H40ZM63 109H64V107H63ZM81 109V108H80ZM99 109V108H98ZM101 109V108H100ZM102 109H104V108H102ZM157 108H155L154 110H156ZM176 109V108H175ZM226 109H228V108H226ZM226 109L223 111V112H225L226 111ZM232 109V108H231ZM33 110H35V108L33 109ZM54 110V109H53ZM65 110V109H64ZM67 110V109H66ZM69 110H71V109H69ZM112 110V109H111ZM114 110V109H113ZM148 110V109H147ZM147 110H146V112H147ZM150 110V109H149ZM206 110V109H205ZM205 110H204V112H205ZM216 110V109H215ZM221 110V109H220ZM220 110H218V111H220ZM230 110V109H229ZM233 110V109H232ZM236 110H237V108H236ZM58 111V110H57ZM62 111V110H61ZM73 111H75V110H73ZM81 111V110H80ZM85 111V110H84ZM107 111V110H106ZM120 111V110H119ZM121 111H123L122 110V108H121ZM179 112H180V110H178ZM202 111V110H201ZM222 111V110H221ZM235 111V110H234ZM40 112V111H39ZM50 112V111H49ZM56 112V111H55ZM62 112H64V111H62ZM87 112V111H86ZM101 112H102V110H101ZM109 112V111H108ZM123 112H125V111H123ZM132 112V111H131ZM139 112H141V111H139ZM177 112V111H176ZM206 112V113H207ZM237 115H239V116H241V117H245V119H246V111L245 110H240V109H238L237 111ZM44 113V112H43ZM46 113V112H45ZM47 113H48V111H47ZM65 113V112H64ZM68 113V112H67ZM90 113V112H89ZM93 113V112H92ZM91 113V114H92ZM96 113V112H95ZM104 113V112H103ZM121 113V112H120ZM151 113V112H150ZM219 113V112H218ZM249 113H250V111H249ZM254 113V112H253ZM38 114V113H37ZM52 114V113H51ZM77 114V113H76ZM88 114V113H87ZM110 114H111V112H110ZM114 114V113H113ZM116 114V113H115ZM126 114H128V113H126ZM131 114V113H130ZM129 114V115H130ZM134 114V113H133ZM132 114V116H134V115H136V114H134L133 115ZM171 114V113H170ZM188 114V113H187ZM215 114H216V112H215ZM43 115V114H42ZM58 114L56 113V115L55 116H57ZM64 116H65V114H63ZM62 115V116H63ZM109 115V114H108ZM177 116H178V114H176ZM200 115V114H199ZM210 114H207V116H209ZM219 115H220V113H219ZM228 115L229 116H231L229 113H228ZM254 115V114H253ZM1 116V115H0ZM10 116V115H9ZM88 116V115H87ZM99 116V115H98ZM103 116H105V115H103ZM122 116V115H121ZM137 116V115H136ZM198 116V115H197ZM228 116V117H229ZM234 116V115H233ZM232 116V117H233ZM257 116V115H256ZM48 117H50V116H48ZM51 117H54V116H51ZM71 117V116H70ZM75 117H78V116H75ZM83 117V116H82ZM86 117V116H85ZM102 117V116H101ZM127 117V116H126ZM130 117H131V115H130ZM180 117H182V116H178L177 117V119H175V120H177V122H180L181 121V118ZM190 117V116H189ZM200 117V116H199ZM198 117V118H199ZM205 117V116H204ZM225 117V116H224ZM227 117V116H226ZM9 118V117H8ZM79 118V117H78ZM80 118H81V116H80ZM94 118V117H93ZM115 118V117H114ZM183 118V117H182ZM195 118V117H194ZM201 118V117H200ZM206 118V117H205ZM237 118V117H236ZM13 119V118H12ZM35 119V118H34ZM42 119V118H41ZM48 119V118H47ZM50 119V118H49ZM48 119V120H49ZM51 119H53V118H51ZM54 119H55V117H54ZM59 119H60V116H59ZM66 119V118H65ZM68 119V118H67ZM92 119V118H91ZM100 119V118H99ZM112 119V118H111ZM121 119V118H120ZM127 119H128V117H127ZM134 119V118H133ZM153 119V118H152ZM157 119V118H156ZM191 119V118H190ZM212 119V118H211ZM217 119V118H216ZM240 119V118H239ZM9 120V119H8ZM39 120V119H38ZM44 120H46V119H44ZM89 120V119H88ZM137 120V119H136ZM149 120H151V119H149ZM171 120V119H170ZM199 119H197L196 121H198ZM206 120V119H205ZM213 120H215V119H213ZM243 120V119H242ZM37 121V120H36ZM40 121V120H39ZM47 121V120H46ZM55 121H57V120H55ZM60 121V120H59ZM65 121V120H64ZM92 121V120H91ZM115 121V120H114ZM117 121V120H116ZM124 121V120H123ZM157 121H161V120H157ZM167 121H166V123H167ZM171 121H173V120H171ZM171 121H170V123H171ZM183 121V120H182ZM201 121H203V120H201ZM209 121V120H208ZM212 121V120H211ZM216 121V120H215ZM219 121V120H218ZM222 121H224V122H231V120H230V118L229 119H225V118H223L222 119ZM259 123H258V122ZM118 122V121H117ZM130 122V121H129ZM128 122V123H129ZM150 122V121H149ZM148 122V123H149ZM188 122V121H187ZM193 122V121H192ZM213 122V121H212ZM33 123H35L34 121H33ZM72 123V122H71ZM94 123V122H93ZM96 123V122H95ZM97 123H100V122H98L97 121ZM104 123V122H103ZM120 123V122H119ZM124 123V122H123ZM127 123V122H126ZM125 123V124H126ZM159 123V122H158ZM166 123H165V125H166ZM169 123V122H168ZM167 123V124H168ZM173 123V122H172ZM206 123V122H205ZM211 123V122H210ZM218 123H220V122H218ZM39 124V123H38ZM78 124V123H77ZM132 124H134V123H132ZM186 124H188V123H186ZM207 124H208V122H207ZM206 124V125H207ZM222 124V123H221ZM246 124V123H245ZM244 124V126H247V124L245 125ZM80 125V124H79ZM100 125V124H99ZM174 125H176L175 123H174ZM190 125V124H189ZM199 125V124H198ZM204 125V124H203ZM210 125H212V124H210ZM229 125H231V123L229 124ZM249 125H250V123H249ZM84 125H82V127H83ZM89 126V125H88ZM96 126V125H95ZM163 126V125H162ZM168 126V125H167ZM177 126H178V124H177ZM185 126V125H184ZM183 126V127H184ZM217 126V125H216ZM219 126H220V124H219ZM226 126V125H225ZM234 126V125H233ZM257 126V127H258ZM43 127H44V125H43ZM166 127V126H165ZM176 127V126H175ZM190 127V126H189ZM193 127H194V125H193ZM196 127V126H195ZM199 127H200V125H199ZM218 127V126H217ZM235 127V126H234ZM45 128V127H44ZM49 128V127H48ZM62 128V127H61ZM85 128V127H84ZM96 128V127H95ZM103 128V127H102ZM161 129H162V127H160ZM159 128V129H160ZM203 128V127H202ZM205 128V127H204ZM236 129H235V132L236 131H238V134L240 133V131H242V129H243V127H241V126H238V127H235ZM242 128V129H241ZM87 129V128H86ZM91 129V128H90ZM106 129H107V127H106ZM114 129H116L119 133H120V135H127V134H129V132H130V130H131V132H132V129H130L129 127H127V125H124V124H118V125H116L115 124V126H114ZM181 129V128H180ZM190 129H191V127H190ZM189 129V130H190ZM201 129V128H200ZM210 129H211V126H210ZM227 129H228V127H227ZM245 129V128H244ZM256 129V128H255ZM42 130V129H41ZM57 130V129H56ZM62 130H64V129H62ZM77 130V129H76ZM78 130H79V128H78ZM89 130V129H88ZM92 130V129H91ZM105 130V129H104ZM103 130V131H104ZM157 130V129H156ZM174 129H172V131H173ZM182 130V129H181ZM203 130V129H202ZM205 130V129H204ZM221 130V129H220ZM219 130V132H221ZM225 130V129H224ZM223 130V131H224ZM250 130H252V133H253V130L254 129H250ZM27 131V130H26ZM31 131H33V130H31ZM36 131V130H35ZM53 131V130H52ZM114 131V130H113ZM134 131V130H133ZM153 131H155V129H153ZM167 131V130H166ZM171 131V130H170ZM178 131H180V130H178ZM193 131V130H192ZM208 131V130H207ZM206 131V132H207ZM211 131H213L214 132V130H212L211 129ZM232 131V130H231ZM255 131H257V129L255 130ZM29 132V131H28ZM27 132V133H28ZM34 132V131H33ZM41 132V131H40ZM57 132V131H56ZM56 132H55V134H56ZM69 132V130L67 131V133ZM71 132H72V130H71ZM117 132V133H118ZM135 132V131H134ZM156 132V131H155ZM181 132V131H180ZM187 132V131H186ZM250 132V131H249ZM38 133H39V131H38ZM46 133L47 132H45V136H46ZM59 133V132H58ZM92 133V132H91ZM96 133V132H95ZM111 133V132H110ZM133 133V132H132ZM158 133V132H157ZM184 133V132H183ZM191 133V132H190ZM198 133V132H197ZM215 133V132H214ZM223 133V132H222ZM226 133V132H225ZM224 133V134H225ZM231 133H233V132H231ZM251 133V134H252ZM102 134V133H101ZM105 134V133H104ZM103 134V135H104ZM113 134V133H112ZM147 134V133H146ZM161 134V133H160ZM175 134V133H174ZM176 134H178V133H176ZM175 134V135H176ZM204 134V133H203ZM208 134V133H207ZM228 134H229V131H228ZM243 134V133H242ZM256 134H257V132H256ZM12 135H14V134H12ZM48 135H49V133H48ZM59 135V134H58ZM66 135V134H65ZM76 135H77V133H76ZM87 135H89V134H87ZM164 135V134H163ZM162 135V136H163ZM201 135V134H200ZM205 135V134H204ZM210 134H208V136H209ZM221 135V134H220ZM235 135V134H234ZM26 136V135H25ZM33 136V135H32ZM53 136V135H52ZM69 136V135H68ZM118 136H119V134H118ZM140 136V135H139ZM144 136H146V135H144ZM143 136V137H144ZM161 136V135H160ZM160 136H159V138H160ZM165 136V135H164ZM174 136V135H173ZM177 136V135H176ZM179 136V135H178ZM183 136V135H182ZM193 136V135H192ZM223 136V135H222ZM243 136V135H242ZM263 136V135H262ZM10 137V136H9ZM28 137V136H27ZM37 137H39V135L37 136ZM43 136H41V138H42ZM57 137H59V136H57ZM93 137H95V136H93ZM116 137V136H115ZM120 137V136H119ZM206 137V136H205ZM238 139L239 138H241V135H237L236 136ZM244 137V136H243ZM11 138V137H10ZM40 138V137H39ZM39 138H37V139H39ZM54 138V137H53ZM65 138V137H64ZM68 138V137H67ZM76 138H78L77 136H76ZM85 138V137H84ZM111 138V137H110ZM109 138V140H112V139H110ZM125 138H127V137H125ZM138 138V137H137ZM163 138V137H162ZM168 138V137H167ZM166 138V139H167ZM184 138V137H183ZM186 138V137H185ZM216 138H218V137H216ZM231 138H232V136H231ZM36 139V140H37ZM43 139V138H42ZM66 139V138H65ZM82 139V138H81ZM92 138L91 137H89V136H86V139H85V141L82 139L81 141H80V139L78 138L77 139V141L76 142H74L77 146H78V148H80L81 149V147H83V146H85L86 144H89L90 142H88V141H90ZM94 139V138H93ZM156 139V135L154 134V133H151V134H148L147 135V137L145 138V139H143L144 140V142H137L136 143V145H135V148H134V151H131L129 154H131V155H129V156H125L124 158L123 157H121V158H123V163L124 164H129L130 162H137L138 164H140V163H142V162H144V156H142V157H140V153L142 152L143 154H144V152H143V145L144 146H147V147H145L146 149H148V148H152L153 149V147H152V145H154L155 144V147L154 148H156V150H150L149 152L152 154L151 156L153 157V159L155 160H153L154 162H156L154 165H153V172L156 174V176L158 175V174H160L159 172H160V170L164 167L163 165H164V161H166L167 159H170V158H168V154L170 153V152H172V151H175V154L177 155V156H180V155H185L184 157H185V160H187V159H190L192 156H193V154H192V152H191V147L189 148V147H186L187 149H184V145H183V143L184 142H163V143H161L160 144V141L159 142H148V141H150V140H155ZM174 139H176V137L174 138ZM179 139H180V137H179ZM197 139V138H196ZM201 139V138H200ZM221 139V138H220ZM224 140L223 141H225V138H223ZM233 139V138H232ZM29 140H31V139H29ZM35 139L33 140L34 142L36 141ZM44 140H46V139H44ZM57 140V139H56ZM60 140V139H59ZM75 140V139H74ZM108 140V141H109ZM114 140V139H113ZM112 140V141H113ZM117 140V139H116ZM115 140V141H116ZM140 140V139H139ZM163 139H161V141H162ZM185 140V139H184ZM186 140H187V138H186ZM198 140H199V138H198ZM209 140V139H208ZM212 140V139H211ZM211 140H210V142H211ZM215 140V139H214ZM218 140V139H217ZM237 140V139H236ZM52 141H54V140H52L51 139V142ZM119 141V140H118ZM117 141V142H118ZM124 141V140H123ZM171 141V140H170ZM175 141H177V140H175ZM179 141V140H178ZM191 141V140H190ZM195 141V140H194ZM239 141V140H238ZM245 141V140H244ZM244 141H242V142H240V144H239V146L237 145V147L232 151L231 150V152L230 153H228L226 156H224V157H222V155H221V157L219 156V155H217L216 157H211V158H209L210 159V163L209 164H211V163H216V164H214V166H219V169L220 170H223L224 172H222V175L219 177V175H218V180H216V181H218V182H227L228 184H220V183H218V182H216L215 180V182L213 183V185H212V187H211V190H210V192L213 194V195H215V196H217V197H219V196H222V195H224L225 193L227 194V190H228V188L230 187V186H232V187H234V189L232 190V193H231V197L232 198H228L229 200L228 201H226V203L225 204H227L226 206L227 207H224L218 214H217V216L214 218V220H210V222L209 223H206L207 221H203V223H201V224H199V226H198V228H197V230H203V231H207V232H212V233H218V232H220L221 230H222V232L223 231H229V229L231 228V226H233V225H235V227H238V225H239V223L240 224H248V225H252V222H253V217H252V215L257 211H259V213H261V215L260 216H262L263 218H264V209H262V207L261 206H256L257 204H256V202H259L258 204H260V202L262 203V201H263V203H264V139H253V140H251L250 142H248L247 141V143L246 142H244ZM37 142V141H36ZM40 142V140L38 141V143ZM41 142H43V141H41ZM40 142V143H41ZM120 142V141H119ZM118 142V143H119ZM122 142V141H121ZM187 142H188V140H187ZM197 142V141H196ZM210 142H202L201 143V141H200V143H201V150L203 151L202 153H201V155H208L207 154V152H208V150H205V149H207V143H210ZM218 142H219V140H218ZM226 142V141H225ZM225 142H222V144L223 143H225ZM228 142V141H227ZM43 143H46V142H43ZM42 143V144H43ZM105 143V142H104ZM110 143V142H109ZM112 143H114V142H112ZM117 143V144H118ZM186 143V142H185ZM199 143V144H200ZM214 143H215V141H214ZM232 143H233V141H232ZM238 143V142H237ZM31 144H33V142L31 143ZM41 144V145H42ZM47 144V143H46ZM45 144V145H46ZM48 144H49V142H48ZM55 144V143H54ZM72 144H73V142H72ZM94 144V143H93ZM101 144H102V142H101ZM119 144H121V143H119ZM124 144V143H123ZM173 144V146L171 147V145ZM194 144V143H193ZM242 144V145H241ZM34 145V144H33ZM38 145V144H37ZM50 145L52 146V144L50 143ZM58 145V144H57ZM70 145V144H69ZM112 145V144H111ZM192 145V144H191ZM209 145V144H208ZM213 145V144H212ZM219 145V144H218ZM227 145H228V143H227ZM233 145V144H232ZM236 145H234V146H236ZM54 146V145H53ZM61 146H63V145H61ZM113 146V145H112ZM120 146V145H119ZM197 146V145H196ZM200 146V145H199ZM207 146V147H206ZM255 146V147H254ZM33 147V146H32ZM39 147H40V145H39ZM70 147H72V146H70ZM74 147V146H73ZM89 147H91V145L89 146ZM143 147V148H142ZM218 147V146H217ZM220 147V146H219ZM34 148H35V146H34ZM38 148V147H37ZM46 148V147H45ZM54 148V147H53ZM63 148V147H62ZM104 148H105V146H104ZM193 148V147H192ZM197 148H199V147H197ZM214 148H216V147H214ZM221 148V147H220ZM233 148V147H232ZM253 148H256V150L254 151L253 150ZM59 149V148H58ZM67 149V148H66ZM73 149V148H72ZM85 149V148H84ZM108 149V148H107ZM106 149V150H107ZM194 149V148H193ZM212 149V148H211ZM223 149V148H222ZM35 150H36V148H35ZM65 150V149H64ZM79 150V149H78ZM199 149H197V150H195V151H198ZM11 151V150H10ZM70 151V150H69ZM68 151V152H69ZM75 151V150H74ZM97 151V150H96ZM108 151V150H107ZM106 151V152H107ZM109 151H110V149H109ZM109 151H108V153H109ZM112 151V150H111ZM110 151V152H111ZM115 151V150H114ZM146 151V150H145ZM207 151V152H206ZM211 151V150H210ZM209 151V152H210ZM219 151V150H218ZM224 151V150H223ZM43 152V151H42ZM58 152V151H57ZM62 152V151H61ZM66 152V151H65ZM73 152V151H72ZM79 152H81V151H79ZM78 152V153H79ZM85 152V151H84ZM92 152V151H91ZM95 152V151H94ZM113 152V151H112ZM122 152V151H121ZM184 152V153H183ZM216 152V151H215ZM220 152H222V151H220ZM228 152V151H227ZM32 153V152H31ZM35 153V152H34ZM67 153V152H66ZM70 153V152H69ZM74 153V152H73ZM72 153V154H73ZM117 153V152H116ZM168 153V154H167ZM195 153V157H197V154H199L198 152H194ZM211 153V152H210ZM217 153V152H216ZM225 153V152H224ZM10 154V153H9ZM56 154V153H55ZM81 153H79V155H80ZM110 154V153H109ZM166 154H167V156H166ZM218 154H219V152H218ZM51 155V154H50ZM50 155H49V157H50ZM58 155V154H57ZM65 155V154H64ZM71 155V154H70ZM78 155V154H77ZM89 155V154H88ZM95 155V154H94ZM97 155V154H96ZM105 155V154H104ZM104 155H101L102 157L104 156ZM214 155V154H213ZM48 156V155H47ZM61 156H63V154L61 155ZM66 156V155H65ZM69 156V155H68ZM109 156V155H108ZM108 156H107V158H108ZM111 156H112V154H111ZM117 156V155H116ZM46 157V156H45ZM64 157V156H63ZM63 157H62V160H64L63 159ZM83 157V156H82ZM81 157V158H82ZM94 157V156H93ZM118 157V156H117ZM120 157V156H119ZM205 157V156H204ZM58 158V157H57ZM66 158V157H65ZM91 158H92V155H91ZM202 158V157H201ZM208 158V157H207ZM260 158V159H259ZM58 159H61V157H59ZM58 159H56V160H58ZM69 159V158H68ZM83 159V158H82ZM81 159V160H82ZM146 159V158H145ZM200 159V158H199ZM209 159H207V161L209 160ZM41 160H43V159H41ZM55 160V159H54ZM55 160V161H56ZM73 160H75V159H73ZM96 160V159H95ZM107 160H109V159H107ZM113 160V159H112ZM112 160H110V161H112ZM204 160H206V159H204ZM45 161V160H44ZM67 161V160H66ZM71 161V160H70ZM70 161H68L69 163H70ZM77 161V160H76ZM79 161V160H78ZM100 161V160H99ZM147 161V160H146ZM175 161H176V159H175ZM181 161H182V159H181ZM180 161V162H181ZM184 161V160H183ZM195 161V160H194ZM263 161V162H262ZM59 162H61V160L59 161ZM74 162V161H73ZM90 162V161H89ZM98 162V161H97ZM115 162V161H114ZM177 162V161H176ZM50 163V162H49ZM55 163V162H54ZM85 163V162H84ZM112 163H113V161H112ZM112 163L110 164V165H108L107 167L108 168H110V166L112 165ZM116 163H117V160H116ZM119 163H120V161H119ZM186 163V162H185ZM190 163V162H189ZM191 163H193V165H194V162H191ZM200 163H202V162H200ZM217 163H219V164H217ZM39 164V163H38ZM41 164H43V163H41ZM52 164V163H51ZM58 164V163H57ZM66 163H64L63 165H65ZM71 164V163H70ZM76 164H77V162H76ZM91 164V163H90ZM99 164V163H98ZM102 164H103V162H102ZM170 164V163H169ZM182 164V163H181ZM187 164H188V162H187ZM204 164H206V163H204ZM60 165H62V163H60ZM96 164L94 163L93 164V166H95ZM101 165V164H100ZM105 165V164H104ZM114 165V164H113ZM116 165V164H115ZM130 165V164H129ZM147 165H149V164H147ZM152 165V164H151ZM150 165V166H151ZM168 165V164H167ZM192 165V164H191ZM39 166V165H38ZM89 166V165H88ZM87 166V167H88ZM122 166V165H121ZM131 166V165H130ZM173 166V165H172ZM200 166V165H199ZM206 166V165H205ZM210 165H207L206 167H204V169H202V173L201 174H199V175H201V177H200V179L202 178V177H208L209 175H210V172H211V169L212 168H214L213 167V165L211 166V167H209ZM55 167V166H54ZM54 167H52V168H54ZM57 167H59V165L57 166ZM70 167V166H69ZM69 167H65L66 168V170L67 169H69ZM71 167H73V166H71ZM80 168L82 167L81 165L79 166ZM99 167V169H100V166H98ZM120 167V166H119ZM138 167V166H137ZM145 167V166H144ZM181 167V166H180ZM189 167V166H188ZM78 168V167H77ZM90 168H92V167H90ZM95 168V167H94ZM105 168V167H104ZM112 168V167H111ZM142 168V167H141ZM147 168V167H146ZM169 168H170V166H169ZM185 168V167H184ZM191 168V167H190ZM194 168H195V166H194ZM47 169V168H46ZM71 169V168H70ZM69 169V170H70ZM85 169V168H84ZM89 169V168H88ZM98 169V168H97ZM102 169V168H101ZM106 169V168H105ZM120 169V168H119ZM140 169V168H139ZM145 169V168H144ZM177 169V168H176ZM197 169V168H196ZM218 169V168H217ZM64 169H62V171H63ZM96 170V169H95ZM178 170V169H177ZM188 170V169H187ZM46 171V170H45ZM52 171V170H51ZM56 171V170H55ZM61 171V172H62ZM86 171V170H85ZM84 171V172H85ZM88 171V170H87ZM91 171V170H90ZM94 171V170H93ZM97 171V170H96ZM102 171V170H101ZM114 171H116V170H114ZM141 171V170H140ZM200 171L201 170H199V173H200ZM219 171V170H218ZM50 172V171H49ZM57 172V171H56ZM66 172V171H65ZM73 172H75V171H73ZM92 172V171H91ZM107 172V171H106ZM111 172V171H110ZM113 172V171H112ZM119 172V171H118ZM121 172H123V171H120V173ZM182 172V171H181ZM51 173H53V172H51ZM67 173V172H66ZM78 173V172H77ZM81 173V172H80ZM83 173V172H82ZM81 173V174H82ZM101 173V172H100ZM103 173V172H102ZM150 173V172H149ZM190 173V172H189ZM188 173V174H189ZM198 173V172H197ZM196 173V174H197ZM213 173H214V171H213ZM212 173V174H213ZM220 173V172H219ZM53 174H55V173H53ZM53 174H51L53 177L55 176V175H53ZM76 174V173H75ZM87 174V173H86ZM93 174V173H92ZM114 174V173H113ZM122 174V173H121ZM128 174V173H127ZM168 174H169V172H168ZM171 174V173H170ZM169 174V175H170ZM195 174V173H194ZM216 174V173H215ZM221 174V173H220ZM47 175H50L49 173L47 174ZM66 175V174H65ZM89 175H91L90 173H89ZM95 175V174H94ZM99 175V174H98ZM98 175H95V177L97 178L98 177ZM102 175V174H101ZM100 175V176H101ZM103 175H104V173H103ZM190 175V174H189ZM251 175V176H250ZM259 175H260V179H259V181L258 182H256V176H257V178H259ZM59 176V175H58ZM57 176V177H58ZM61 176H63V175H61ZM77 176H78V174H77ZM79 176H80V174H79ZM84 176H86L85 174H84ZM100 176H99V178H100ZM177 176H178V173H177ZM194 176V175H193ZM47 177V176H46ZM49 177V176H48ZM47 177V178H48ZM56 177V176H55ZM69 177V176H68ZM87 177V176H86ZM93 177V176H92ZM162 177V176H161ZM166 177V176H165ZM173 177V176H172ZM46 178V179H47ZM59 178V177H58ZM62 179H60V180H63V178L64 177H61ZM80 178V177H79ZM89 178V177H88ZM48 179H50V178H48ZM47 179V180H48ZM55 179V178H54ZM53 178H52V180H54ZM66 179V178H65ZM76 179V178H75ZM77 179H78V177H77ZM85 179V178H84ZM113 179V178H112ZM191 179H193V178H191ZM197 179V178H196ZM199 179V180H200ZM214 178H213V176H212V180H213ZM217 179V178H216ZM57 180V179H56ZM55 180V181H56ZM86 180V179H85ZM93 181H94V179H92ZM91 180V182H93ZM97 180H98V178H97ZM166 180H167V178H166ZM180 180V179H179ZM178 180V181H179ZM188 180V179H187ZM195 180V179H194ZM51 181V180H50ZM71 181V180H70ZM89 181V180H88ZM121 181V180H120ZM119 181V182H120ZM185 181H186V179H185ZM204 181V180H203ZM208 181V180H207ZM206 181V182H207ZM45 182V181H44ZM73 182H75V181H73ZM80 182V181H79ZM82 182H84V181H82ZM99 182V181H98ZM98 182H96V183H98ZM169 182V181H168ZM174 182V181H173ZM189 182V184H187V182H186V186H185V188H191L192 187V190L194 189H196L197 188V184L198 185H200V181L198 182V183H194L195 181H193V180H190V181H188ZM197 182V181H196ZM61 183V182H60ZM64 183V182H63ZM76 183H78V182H76ZM86 183V182H85ZM109 183H110V181H109ZM112 183V182H111ZM170 183V182H169ZM168 183V184H169ZM179 183V182H178ZM185 183V182H184ZM204 184H205V182H203ZM203 183H202V185H203ZM28 184V183H27ZM30 184V183H29ZM47 184V183H46ZM54 184V183H53ZM56 184V183H55ZM57 184H59V183H57ZM65 184H66V182H65ZM67 184H68V182H67ZM80 184V183H79ZM79 184H76V185H79ZM84 184V183H83ZM171 184V183H170ZM175 184V183H174ZM33 184H31V186H32ZM34 185L36 186L37 184H35L34 183ZM42 185H44V184H42ZM69 185V184H68ZM67 185V186H68ZM90 185V184H89ZM99 185V184H98ZM98 185L96 186L97 188H98ZM128 185V184H127ZM148 185V184H147ZM164 185V184H163ZM176 185V184H175ZM178 185V184H177ZM185 185V184H184ZM35 186H33L34 188H35ZM64 186V185H63ZM70 186V185H69ZM74 186V185H73ZM83 186V185H82ZM101 185H99V187H100ZM173 186V185H172ZM178 186H180V185H178ZM182 186V185H181ZM201 186V185H200ZM32 187V188H33ZM54 187V186H53ZM94 187V186H93ZM96 187H95V189H96ZM103 187V186H102ZM109 187V186H108ZM173 187H176V186H173ZM172 187V188H173ZM210 187V186H209ZM253 188L254 190H253V192L251 191V189L250 190H248L249 188ZM23 188H25V187H23ZM30 188V187H29ZM50 188H51V186H50ZM49 188V189H50ZM55 188V187H54ZM59 188V187H58ZM62 188V187H61ZM65 188V187H64ZM72 188H74V187H72ZM84 188V187H83ZM123 188V187H122ZM121 188V189H122ZM165 188V187H164ZM170 188H171V186H170ZM47 189V188H46ZM81 189V188H80ZM85 189H86V187H85ZM85 189H83V191L85 190ZM94 189V190H95ZM116 189V188H115ZM153 189V188H152ZM178 189V188H177ZM225 189H227V190H225ZM29 190V189H28ZM33 190V189H32ZM51 190V189H50ZM54 190V189H53ZM52 190V191H53ZM62 190V189H61ZM82 190V189H81ZM91 190V189H90ZM161 190V189H160ZM165 190V189H164ZM167 190V189H166ZM201 191L200 192H202V188L200 189ZM41 191V190H40ZM46 191V190H45ZM77 191V190H76ZM123 191V190H122ZM158 191V190H157ZM183 191V190H182ZM190 190H187V192H189ZM32 192V191H31ZM60 192V191H59ZM58 192V193H59ZM63 192H65V191H63ZM86 192V191H85ZM167 192V191H166ZM191 192H193V191H191ZM30 193V192H29ZM28 193V194H29ZM37 193V192H36ZM35 193V194H36ZM57 193V192H56ZM62 193V192H61ZM80 193V192H79ZM98 193V192H97ZM163 193H165V192H163ZM177 193H179V192H177ZM183 193H184V191H183ZM27 194V195H28ZM49 194V193H48ZM167 194H168V192H167ZM170 194H171V192H170ZM201 194V193H200ZM211 194V195H212ZM47 195V194H46ZM69 195V194H68ZM121 195V194H120ZM136 195H137V193H136ZM143 195V194H142ZM145 195V194H144ZM166 195V194H165ZM180 194H178V196L177 197H180L179 196ZM194 195V194H193ZM192 195V196H193ZM38 196V195H37ZM54 196V195H53ZM75 196H76V194H75ZM98 196V195H97ZM101 196V195H100ZM130 196V195H129ZM153 196V195H152ZM188 196V195H187ZM28 197H31V196H28ZM39 197V196H38ZM50 197H51V194H50ZM59 197V196H58ZM66 197L68 198V196H67V193H66ZM72 197V196H71ZM107 197H108V195H107ZM146 197V196H145ZM150 197V196H149ZM149 197H148V199H149ZM167 197V196H166ZM169 197V196H168ZM175 197V196H174ZM195 197V196H194ZM230 197V196H229ZM14 198V197H13ZM12 198V199H13ZM46 198V197H45ZM44 198V199H45ZM103 198H105V197H103ZM124 198V197H123ZM191 198H193V197H191ZM42 199V198H41ZM55 199V198H54ZM58 199V198H57ZM77 199V198H76ZM109 199V198H108ZM133 199V198H132ZM144 198H142L141 200H143ZM152 199H153V197H152ZM162 199H163V197H162ZM166 199V198H165ZM164 199V200H165ZM171 199V198H170ZM183 199V198H182ZM190 199V198H189ZM201 199V198H200ZM215 199V198H214ZM70 200V199H69ZM74 200V199H73ZM72 200V201H73ZM112 200H114V199H111V201ZM128 200V199H127ZM134 200H135V198H134ZM160 200V199H159ZM172 200V199H171ZM177 200V199H176ZM175 200V201H176ZM181 200V199H180ZM210 200V199H209ZM110 201V200H109ZM108 201V202H109ZM126 201V200H125ZM166 201H168V200H166ZM213 201H215V200H213ZM217 201V200H216ZM35 202V201H34ZM34 202H33V204L32 205H34ZM39 202V201H38ZM41 202H42V200H41ZM81 202V201H80ZM104 202V201H103ZM105 202H106V200H105ZM129 202V201H128ZM134 202V201H133ZM12 203V202H11ZM29 203V202H28ZM48 203V205H49V202H47ZM69 203V202H68ZM114 202H112V204H113ZM125 203V202H124ZM130 203H132V202H130ZM176 203V202H175ZM195 203V202H194ZM216 203V202H215ZM262 203V204H263ZM24 204V203H23ZM109 204H111V203H109ZM120 204H123L122 202L120 203ZM119 204V205H120ZM156 204V203H155ZM214 204V203H213ZM16 205V204H15ZM28 205V204H27ZM31 205V204H30ZM31 205V206H32ZM36 205H37V203H36ZM69 205H71V204H69ZM98 205V204H97ZM103 205H104V203H103ZM128 205V204H127ZM175 205V204H174ZM193 205V204H192ZM209 205L211 206L212 204H210V202H209ZM31 206H29V207H31ZM40 206H42V205H40ZM59 206V205H58ZM61 206V205H60ZM62 206H65V205H62ZM77 206V205H76ZM81 206V205H80ZM110 206H112V205H110ZM114 206V205H113ZM116 206V205H115ZM143 206H145V205H143ZM167 206V205H166ZM179 206H182V205H179ZM185 206V205H184ZM196 206V205H195ZM197 206H198V204H197ZM213 206V205H212ZM28 207V206H27ZM36 207V206H35ZM39 207V206H38ZM47 207V206H46ZM79 207V206H78ZM77 207V208H78ZM117 207V206H116ZM138 207V206H137ZM214 207V206H213ZM25 208V207H24ZM31 208H33V207H31ZM43 208H45V207H43ZM73 208H75V207H73ZM112 208H114V207H112ZM111 208V209H112ZM139 208H140V205H139ZM142 208V207H141ZM146 208V207H145ZM168 208H171V206H169ZM176 208V207H175ZM179 208V207H178ZM186 208V207H185ZM12 209H14V208H11V210ZM49 209V208H48ZM55 209V208H54ZM60 209H61V207H60ZM99 209H100V207H99ZM98 209V210H99ZM107 209V208H106ZM130 209V208H129ZM181 209V208H180ZM26 210V209H25ZM37 210V209H36ZM73 210V209H72ZM78 210V209H77ZM160 210V209H159ZM172 210V208L170 209V211ZM176 210V209H175ZM177 210H179V209H177ZM189 210V209H188ZM38 211V210H37ZM40 211V210H39ZM60 211H62V210H60ZM64 211V210H63ZM67 211H69V210H67ZM95 211V210H94ZM101 211V210H100ZM161 211V210H160ZM164 211V210H163ZM162 211V215L164 214V212ZM183 211V210H182ZM190 211V210H189ZM59 212V211H58ZM86 212V211H85ZM92 212V211H91ZM186 212V211H185ZM191 212V211H190ZM36 213V212H35ZM127 213V212H126ZM177 213V212H176ZM182 213V212H181ZM42 214V213H41ZM58 214V213H57ZM128 214V213H127ZM126 214V215H127ZM137 214V213H136ZM135 214V215H136ZM170 214H172V213H170ZM178 214V213H177ZM180 214V213H179ZM191 214V213H190ZM256 214V213H255ZM39 213H38V217H39ZM44 215V214H43ZM68 215V214H67ZM66 215V216H67ZM102 215V214H101ZM104 215V214H103ZM152 215V214H151ZM155 216H156V214H154ZM153 215V216H154ZM162 215H161V217H162ZM174 215H175V213H174ZM12 216V215H11ZM17 216V215H16ZM30 216V215H29ZM33 216V215H32ZM37 216V215H36ZM46 216H47V213H46ZM70 216V215H69ZM72 216V215H71ZM81 216V215H80ZM127 216H129V215H127ZM126 216V217H127ZM147 216V215H146ZM188 216V215H187ZM43 217V216H42ZM41 217V218H42ZM50 217V216H49ZM54 217V216H53ZM82 217V216H81ZM98 217V216H97ZM121 217H123V215L121 216ZM165 217V216H164ZM164 217H162V218H164ZM178 217V216H177ZM176 217V218H177ZM183 217V216H182ZM212 217V216H211ZM30 218V217H29ZM28 218V219H29ZM75 218V217H74ZM78 218H79V216H78ZM124 218V217H123ZM152 218H154V217H152ZM161 218V219H162ZM167 218V217H166ZM2 219V218H1ZM0 219V220H1ZM31 219V218H30ZM55 219V218H54ZM58 219V218H57ZM138 219V218H137ZM148 219V218H147ZM155 219H156V217H155ZM165 219V218H164ZM169 219H170V217H169ZM172 219H174V218H172ZM183 219V218H182ZM209 219H211V218H209ZM12 220V219H11ZM25 221H26V219H24ZM53 220V219H52ZM119 220V219H118ZM28 221V220H27ZM33 221H34V219H33ZM35 221H36V219H35ZM34 221V222H35ZM44 221V220H43ZM54 221V220H53ZM135 221V220H134ZM165 221H167V220H165ZM85 222V221H84ZM136 222V221H135ZM153 222H154V220H153ZM183 222V221H182ZM184 222H185V219H184ZM16 223V222H15ZM18 223H19V221H18ZM36 223H37V221H36ZM38 223H40V222H38ZM51 223V222H50ZM53 223V222H52ZM78 223V222H77ZM82 223V222H81ZM163 223V222H162ZM232 223H234V224H232ZM20 224V223H19ZM58 224V223H57ZM157 224H160V223H157ZM166 224H168L167 222H166ZM165 224V225H166ZM175 224H177V223H175ZM6 225V224H5ZM22 225V224H21ZM91 225V224H90ZM134 226H135V224H133ZM153 225V224H152ZM170 225V224H169ZM35 226H37V225H35ZM55 226V225H54ZM74 226V225H73ZM82 226V225H81ZM84 226V225H83ZM87 226V225H86ZM104 226V225H103ZM112 226V225H111ZM122 226V225H121ZM124 226V225H123ZM133 226V227H134ZM161 226H163V225H161ZM177 226H178V224H177ZM190 226V225H189ZM34 227V226H33ZM32 227V228H33ZM46 227V226H45ZM52 227H53V225H52ZM85 227V226H84ZM89 227V226H88ZM117 227V226H116ZM139 227V226H138ZM154 227H155V225H154ZM168 227V226H167ZM173 227V226H172ZM174 227H175V225H174ZM9 228V227H8ZM31 228V227H30ZM35 228V227H34ZM39 228V227H38ZM153 228V227H152ZM151 228V229H152ZM176 228V227H175ZM174 228V229H175ZM192 228V227H191ZM15 229V228H14ZM49 229V228H48ZM52 229V228H51ZM93 229H95V228H93ZM117 229H119V228H117ZM147 229V228H146ZM169 229V228H168ZM177 229V228H176ZM175 229V230H176ZM46 230V229H45ZM71 230H72V228H71ZM90 230V229H89ZM129 230V229H128ZM169 230H171V229H169ZM168 230V231H169ZM175 230L173 231L174 233H175ZM34 231H36V230H34ZM40 231V230H39ZM59 231V230H58ZM63 231H65V229L63 230ZM87 231V230H86ZM85 231V232H86ZM115 231V230H114ZM51 232H52V230H51ZM51 232H50V234H51ZM54 232V231H53ZM96 232V231H95ZM131 232V231H130ZM163 232V231H162ZM29 233H30V231H29ZM41 233V232H40ZM46 233H48V231L46 232ZM106 233V232H105ZM164 233H166V232H164ZM227 233L228 232H226V234L225 235H222L223 237L222 238H220V236L218 237V240H224L225 239V237H226V235H227ZM59 234V233H58ZM62 234V233H61ZM97 234V233H96ZM131 234V233H130ZM169 234V233H168ZM167 234V235H168ZM208 234H210V233H208ZM13 235H15V234H13ZM27 235V234H26ZM36 236H37V234H35ZM54 235H56V234H54ZM65 235H66V233H65ZM98 235V234H97ZM100 235V234H99ZM163 235V234H162ZM164 235H166V234H164ZM163 235V236H164ZM176 235V234H175ZM41 236V235H40ZM39 236V237H40ZM46 236V235H45ZM48 236V235H47ZM57 236V235H56ZM76 236V235H75ZM90 236V235H89ZM163 236H161V237H163ZM169 236V235H168ZM225 236V237H224ZM15 237V236H14ZM23 237V236H22ZM28 237H29V235H28ZM58 237V236H57ZM56 237V238H57ZM91 237V236H90ZM101 237V236H100ZM106 237V236H105ZM144 237V236H143ZM167 237V236H166ZM173 237V236H172ZM4 238V237H3ZM2 238V239H3ZM16 238V237H15ZM33 238V237H32ZM37 238V237H36ZM103 238V237H102ZM135 238V237H134ZM217 238V237H216ZM6 239V238H5ZM26 239V238H25ZM60 239V238H59ZM58 239V240H59ZM63 239V238H62ZM74 239V238H73ZM86 239V238H85ZM94 239V238H93ZM127 239V238H126ZM137 239V238H136ZM139 239V238H138ZM33 240V239H32ZM44 240V239H43ZM47 240V239H46ZM78 240V239H77ZM81 240V239H80ZM95 240V239H94ZM101 240V239H100ZM109 240H111V239H109ZM113 240V239H112ZM111 240V241H112ZM131 240V239H130ZM164 240V239H163ZM85 241V240H84ZM115 241V240H114ZM118 241V240H117ZM128 241V240H127ZM161 241V240H160ZM176 241L178 242V244H184V245H187L188 244V241L187 240H183L182 238H181V236L180 237H176ZM8 242V241H7ZM87 242V241H86ZM103 242V241H102ZM136 242V241H135ZM141 241H139L138 243H140ZM143 242V244H144V241H142ZM19 243V242H18ZM60 243V242H59ZM90 243V242H89ZM93 243V242H92ZM105 243H107V242H105ZM104 243V244H105ZM131 243V242H130ZM166 243V242H165ZM169 243V242H168ZM34 244V243H33ZM41 244V243H40ZM45 244V243H44ZM53 244V243H52ZM81 244V243H80ZM84 244V243H83ZM95 244H96V242H95ZM109 244H111V243H109ZM114 245H115V243H113ZM112 244V245H113ZM126 244V243H125ZM128 244H129V241H128ZM164 244V243H163ZM3 245V244H2ZM9 245V244H8ZM26 245V244H25ZM42 245V244H41ZM54 245V244H53ZM91 245H93V244H91ZM101 246H102V244H100ZM111 245V246H112ZM116 245H119V244H116ZM132 245H133V243H132ZM177 245V244H176ZM13 246V245H12ZM27 246V245H26ZM32 246V245H31ZM44 246V245H43ZM76 246V245H75ZM90 246V245H89ZM109 246V245H108ZM120 246V245H119ZM127 246V245H126ZM135 246V245H134ZM172 246V245H171ZM50 248H51V246H49ZM58 247V246H57ZM60 247V246H59ZM68 247V246H67ZM78 247V246H77ZM82 247V246H81ZM102 247H104V245L102 246ZM106 247H107V245H106ZM131 246H129L128 248H130ZM141 247V246H140ZM174 247V246H173ZM173 247H171V248H173ZM43 248V247H42ZM42 248H41V250H42ZM108 248H110V247H108ZM121 248V247H120ZM133 248H137V247H133ZM143 248V247H142ZM38 249V248H37ZM70 249V248H69ZM82 249V248H81ZM110 249H112V248H110ZM114 249V248H113ZM160 249V248H159ZM169 249V248H168ZM176 249V248H175ZM233 249V248H232ZM3 250V249H2ZM52 250V249H51ZM55 250V249H54ZM53 250V251H54ZM66 250V249H65ZM91 250V249H90ZM89 250V251H90ZM94 250V249H93ZM130 250V249H129ZM131 250H132V248H131ZM135 250H137V249H135ZM140 250V249H139ZM171 250V249H170ZM13 251V250H12ZM12 251H11V253H12ZM35 251V250H34ZM38 251V250H37ZM46 250H44V252H45ZM73 251V250H72ZM78 251V250H77ZM83 251V250H82ZM92 251V250H91ZM118 252H119V250H117ZM123 251V250H122ZM121 251V252H122ZM134 251V250H133ZM132 251V252H133ZM165 251V250H164ZM164 251H161V252H164ZM175 251V250H174ZM177 251H178V249H177ZM176 251V252H177ZM23 252H24V250H23ZM29 252V251H28ZM40 252V251H39ZM61 252H64V250L63 251H61ZM66 252V251H65ZM92 252H94V251H92ZM91 252V253H92ZM111 252V251H110ZM129 252V251H128ZM131 252V251H130ZM131 252V253H132ZM136 252V251H135ZM173 252V251H172ZM176 252H173V253H176ZM3 253V252H2ZM25 253V252H24ZM27 253V252H26ZM51 253V252H50ZM76 253V252H75ZM81 253V252H80ZM85 253V252H84ZM83 253V254H84ZM101 252H99L98 254H100ZM112 253V252H111ZM138 254L140 253V252H137ZM159 253V252H158ZM168 253H170V252H168ZM36 254V253H35ZM35 254H34V256H35ZM39 254V253H38ZM54 254V253H53ZM56 254V253H55ZM54 254V256H56ZM64 254H67V252L66 253H64ZM63 254V255H64ZM82 254V253H81ZM88 254V253H87ZM96 254V253H95ZM94 254V255H95ZM115 254H116V252H115ZM115 254H114V256H115ZM123 254V253H122ZM121 254V255H122ZM2 255V254H1ZM21 255V254H20ZM62 255V254H61ZM61 255H60V257H61ZM79 255V254H78ZM116 255H118V254H116ZM133 255H134V253H133ZM162 255V254H161ZM176 255H177V253H176ZM225 255V254H224ZM23 256V255H22ZM25 256H26V254H25ZM29 256V255H28ZM41 256V255H40ZM43 256V255H42ZM75 256V255H74ZM83 256V255H82ZM131 256V255H130ZM152 256H154V255H152ZM159 257H160V254L158 255ZM171 255H169V257H170ZM6 257V256H5ZM4 257V258H5ZM8 257V256H7ZM17 257V256H16ZM21 257V256H20ZM27 257V256H26ZM26 257H24V258H26ZM36 257H38V255L36 256ZM57 257V256H56ZM60 257H58V258H60ZM68 257V256H67ZM71 257V256H70ZM96 257V256H95ZM112 257V256H111ZM119 257V256H118ZM134 256H132V257H130L131 259L133 258ZM138 257V256H137ZM156 257V256H155ZM224 257H226V256H224ZM3 258V259H4ZM13 258V257H12ZM15 258V257H14ZM21 258H23V257H21ZM23 258V259H24ZM28 258V257H27ZM43 258H44V256H43ZM81 258V257H80ZM97 258V257H96ZM144 258H146V257H144ZM171 258V257H170ZM2 259V260H3ZM7 259V258H6ZM30 259V258H29ZM35 259V258H34ZM48 259V258H47ZM63 259V258H62ZM77 259H78V257H77ZM76 259V260H77ZM99 259V258H98ZM109 259V258H108ZM119 259H120V257H119ZM128 260H129V258H127ZM9 260V259H8ZM12 260V259H11ZM20 260V259H19ZM52 260V259H51ZM68 260H70V259H68ZM80 260V259H79ZM85 260V259H84ZM101 260V259H100ZM114 260H115V258H114ZM242 260V259H241ZM241 260H240V262H241ZM4 261H5V259H4ZM15 261V260H14ZM29 261H31V259L29 260ZM58 261H59V259H58ZM61 261V260H60ZM81 261H83V259L81 258ZM95 261V260H94ZM107 261V260H106ZM122 261V260H121ZM127 261V260H126ZM154 261V260H153ZM0 262H1V260H0ZM13 262V261H12ZM36 262V261H35ZM68 262V261H67ZM80 262V261H79ZM78 262V263H79ZM101 262V261H100ZM7 263V262H6ZM33 263H34V260H33ZM37 263V262H36ZM41 263H43V262H41ZM56 263H57V261H56ZM75 263V262H74ZM81 263V262H80ZM91 263V262H90ZM96 263V262H95ZM10 264H11V262H10ZM44 264H46L45 262H44ZM50 264V263H49ZM62 264H64V263H62ZM77 264V263H76ZM131 264V263H130ZM222 264V263H221ZM226 264H228L227 262H226Z\"/></svg>",
    "mask_w": 264,
    "mask_h": 264
}]
</instances>
